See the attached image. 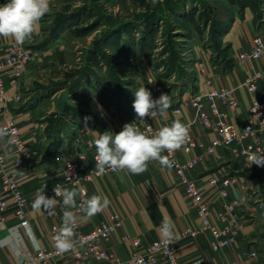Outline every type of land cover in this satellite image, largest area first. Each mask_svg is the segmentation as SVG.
<instances>
[{"label": "crops", "instance_id": "obj_1", "mask_svg": "<svg viewBox=\"0 0 264 264\" xmlns=\"http://www.w3.org/2000/svg\"><path fill=\"white\" fill-rule=\"evenodd\" d=\"M7 0H0V5ZM250 16L244 12L243 20L248 23ZM233 25L238 24L237 19L233 20ZM230 27V31L232 30ZM43 31L42 20L39 21L38 29L34 33V39L40 36ZM257 33L251 26H248L246 32H241L232 36L228 56L229 64L223 66L219 61L214 62L211 53L207 47L194 49V74L195 78L187 89L201 91L220 85L229 87L238 86L237 97L239 100L240 111L229 114L228 121L237 128L243 126L246 121V108L254 100L264 99L263 81L259 84V90L256 93H249L246 89L240 87V83L248 76L249 67L264 68V58L258 61H251L247 65H241L236 60V54L241 50L249 49L252 36ZM10 39L0 37V60L3 57V48ZM138 62L139 75L137 82L133 86L124 88V94L117 97L114 101H96L95 115L86 111L84 115L73 118L72 116L64 117L68 121L67 126L63 124L62 131L55 138H47L44 132L45 121H42L41 112L44 105L52 101L53 98H45L43 95L22 96L20 101L11 102L5 106L0 105V122L5 117L13 116L16 120L20 136L23 141L27 142L34 154L22 166L18 167L16 173L19 178V185L22 192L27 197V217L29 228L34 241L29 239L27 231L23 228L15 227L17 222L12 209H7L0 215V264H15L17 261L28 257L35 246L51 247L54 246L49 229L52 224H60L65 211L72 213V207H66L63 204V197L58 196L55 199L62 204L63 210L58 213L57 217H48L45 211H39L32 207L37 194L44 190L46 196L52 195L51 189L58 183L62 188L77 190L79 196V185L70 184L64 181L61 175L63 160L61 156L75 159V153L83 151L86 158V165H95L92 157L95 147H89V143L94 140L96 131L103 133L110 130L113 134L118 133L121 127L132 119L136 114L132 108L134 92L145 86L151 89L148 82L152 74V65L147 58L139 56ZM29 69V68H28ZM25 71V73L28 71ZM25 75V74H24ZM24 77V76H23ZM22 80V79H21ZM6 85L7 81H6ZM132 88V89H131ZM186 88V87H185ZM7 92L12 93L8 86ZM186 90L170 91L166 93L170 96L171 104L164 114H159L154 120L158 126H168L173 121L179 120L181 123H189L193 117V109L185 107L180 114H173L172 108L177 105L181 97L185 95ZM91 96H95L88 90ZM85 117H90L87 122ZM87 123V128L85 127ZM189 134L197 143H208L215 134L199 124L193 122L188 124ZM3 144V150L6 149L4 139H0ZM51 147L49 155L43 158V154ZM198 155L199 162L190 169L189 176L195 179V183L200 188L208 189L207 174L213 172L221 165H227L230 173H239L245 177L247 184L252 188L256 186L258 174L254 169L246 168L237 171V166L231 158L228 149L219 148L213 154H207L203 148L195 147L185 156ZM184 156V155H183ZM57 157L59 159L57 160ZM236 161V160H235ZM238 162V161H237ZM241 168H245L239 163ZM251 171V172H249ZM46 186V187H45ZM85 189L89 198L93 195L107 197L110 204L102 212L89 217L83 210L81 214H76L78 224L84 229H90L92 226L106 221L110 214L117 213L121 218V226L116 229L112 236L105 242V246L119 258L126 257V247L120 242V236L128 234L130 237H138L143 243L151 242L155 239L164 237L178 238L181 231L189 225L199 223L195 210L186 200L184 190L178 182V177L168 167L161 166L158 162L152 161L148 164L146 172L140 175H133L126 170L105 173L100 177H92L85 183ZM248 190V191H250ZM243 189L240 187L230 188V197H236L241 194ZM218 204L211 209L210 220L216 227H220L216 219ZM86 206V205H85ZM84 206V207H85ZM254 206L250 202L238 208V213L246 215L244 211L251 214ZM43 210V209H42ZM241 222L238 230V240L233 246L222 247L214 251L209 247L205 237L198 236L197 239L179 238L175 242V254L181 264H221L224 261L244 258V251L253 250L252 242L249 240L255 223L250 221L248 216ZM169 225L171 235L165 234V226ZM70 254L62 258V262L71 259ZM257 258V257H256ZM254 258V260L256 259ZM251 260L249 264H252ZM153 264H164L162 259H157Z\"/></svg>", "mask_w": 264, "mask_h": 264}, {"label": "built area", "instance_id": "obj_2", "mask_svg": "<svg viewBox=\"0 0 264 264\" xmlns=\"http://www.w3.org/2000/svg\"><path fill=\"white\" fill-rule=\"evenodd\" d=\"M34 37L33 34L23 44H17L14 39H10L3 48V57L0 60V105L2 106L20 101L22 98L20 81L25 71L37 60L39 54L38 49L30 46ZM251 39L249 49L241 50L236 54V60L241 65H247L251 61L264 58V36L257 32ZM248 70V76L239 86L254 94L259 90L260 82L264 80V68L249 67ZM6 81L8 85H6ZM148 82L152 85L149 89L152 98H159L164 91H162L155 76L151 74ZM8 86L12 89V93L7 92ZM237 87L220 85L201 91L186 89L185 95L172 108L173 114H180L183 108L191 107L193 117L185 125L188 126V124L196 122L200 127L215 134L208 143H197L189 134V142L180 150L173 153H162L173 162V166L168 169L177 175L186 200L196 212L199 221L197 225H189L181 231L178 238L174 236L164 237L148 243H143L138 237L123 234L119 239L121 244L126 247V257L121 259L115 256L105 246V242L121 226L119 214H110L106 221L100 222L90 229H84L78 224L76 214L83 212L85 202L89 198L84 187L85 183L92 177H100L105 173L119 170L108 169L104 173L98 174L95 165H86L84 152L78 151L75 153V159L66 156L60 157L63 160L61 175H63L64 181L79 185L78 191L83 189V192L79 191L76 206L72 207L74 248L61 253L55 244L51 247L35 246L28 257L17 261L15 264H153L159 258L164 261V264H181L177 254H175V242L179 238L197 239L198 236L205 237L209 247L214 251L236 244L239 227L245 219L238 213V208L248 204V190L251 187L247 184L244 176L237 172L230 173L227 165H221L207 174L208 189L200 188L188 172L198 164L199 157L198 155L187 157L185 154L190 153L195 147L203 148L207 154H213L220 147L226 148L232 160L238 161L245 168L257 170L264 177V166H257L254 163L251 165L249 160L250 154H264V99L254 100L246 108L247 122L237 128L228 121L229 114L240 111ZM159 114L156 112L154 115L145 118V121L136 117L127 123L134 122L142 132L152 136L164 127L154 124V120ZM0 128L8 130V135L3 138L5 150H3V144L0 141V215L7 209H12L17 219L14 226L23 228L27 231L29 239L34 241L27 217V197L20 188L16 173L17 168L32 157L34 149L22 140L18 124L13 116L5 117L0 122ZM95 155L96 152L92 156L94 161ZM54 187L51 189V197H55ZM234 187L242 188L243 192L236 197H230V188ZM215 204H218L216 219L219 221L220 227H216L210 220L211 209ZM61 210H63L62 204L57 201L54 211L52 213L45 211V213L48 217L54 218ZM63 223L64 214L60 224L50 225L49 232L53 240ZM66 254H70L72 258L61 263ZM256 257L257 252L255 250H247L244 251V258L224 261L221 264H249Z\"/></svg>", "mask_w": 264, "mask_h": 264}, {"label": "rangeland", "instance_id": "obj_3", "mask_svg": "<svg viewBox=\"0 0 264 264\" xmlns=\"http://www.w3.org/2000/svg\"><path fill=\"white\" fill-rule=\"evenodd\" d=\"M49 4L50 11L41 19L43 31L30 45L39 51L37 60L20 81L22 96L53 98L41 112L47 138L57 118L67 126L64 117L69 112L57 115L59 95H68L74 83H79V92L71 105L90 111L88 104L110 103L119 87L137 82L139 56H144L162 91L177 92L195 78L194 49L207 47L212 58L227 66L232 36L246 32L248 26L264 36V0H49ZM244 12L250 16L248 23L242 21ZM232 17L237 19L235 26ZM234 163L237 171L246 169ZM257 174L256 186L248 191L254 208L244 216L255 223L249 237L257 252L252 264H264V177Z\"/></svg>", "mask_w": 264, "mask_h": 264}, {"label": "clouds", "instance_id": "obj_4", "mask_svg": "<svg viewBox=\"0 0 264 264\" xmlns=\"http://www.w3.org/2000/svg\"><path fill=\"white\" fill-rule=\"evenodd\" d=\"M49 11V0H7L6 3L0 5V37L14 39L17 44H23L37 31L39 21ZM170 104L169 95L162 93L159 98L153 99L151 92L143 86L134 92L132 108L137 119L145 121V118L156 112L164 114ZM89 119L90 117H85L86 122ZM85 127L87 128V123ZM7 135L8 130L0 128V139ZM189 140V128L179 120L160 128L152 136L146 135L134 122H131L125 123L122 130L115 134L110 130L103 133L96 131V136L89 143V147H95V168L98 174L110 169L126 170L130 174L140 175L147 171L148 164L152 161L171 168L173 162L162 153H173L180 150ZM249 160L251 165L254 163L257 166H264V154H250ZM53 191L55 197H63V204L66 207L76 206L77 190L62 188L57 184ZM79 191L83 192V189ZM55 197H47L43 190L37 194L32 207L39 211L52 213L57 205ZM85 203L83 210L91 217L107 208L110 200L106 196L93 195ZM72 224V213L65 211L63 226L54 237L56 248L61 253L74 248ZM165 229V234L170 236V226L166 225Z\"/></svg>", "mask_w": 264, "mask_h": 264}, {"label": "trees", "instance_id": "obj_5", "mask_svg": "<svg viewBox=\"0 0 264 264\" xmlns=\"http://www.w3.org/2000/svg\"><path fill=\"white\" fill-rule=\"evenodd\" d=\"M174 8H175V6L170 7V9H172V10H174ZM232 21H233V17H232L231 22ZM212 59H213L214 62L218 61V59H216V58H212ZM154 67H155V65H154ZM156 67H158V66H156ZM91 81H92V79H90V78L87 79V83L88 84H90ZM185 89H187V88H185ZM123 90H124L123 87H119V89L116 90V96L119 97V96L123 95L124 94ZM77 92H79V83H74V84L70 85V87L67 90L69 98H75L78 95ZM95 103L96 102H94L93 104L92 103L88 104V107L91 109L89 112L93 113L94 115H95V109H94L95 108ZM63 110L65 112H67V113L69 112L70 117L72 116L73 118H75L77 116H80L82 114H85V112L83 110H80L76 106L71 105V104L65 106ZM62 122H63V120H61L60 118H57L54 121V127L49 132L51 138H55V136L60 131H62V129H63V125H62L63 123ZM49 146L50 145H48V150L43 154V156H42L43 158H45V157H47V155H49L50 150H51V147H49Z\"/></svg>", "mask_w": 264, "mask_h": 264}, {"label": "water", "instance_id": "obj_6", "mask_svg": "<svg viewBox=\"0 0 264 264\" xmlns=\"http://www.w3.org/2000/svg\"><path fill=\"white\" fill-rule=\"evenodd\" d=\"M59 98H60V101H59V108H58V113H57V115L58 116H61L62 115V113L64 112V107H65V105H70L71 104V102H72V100H71V98H69V96L67 95V94H65V93H61L60 95H59Z\"/></svg>", "mask_w": 264, "mask_h": 264}]
</instances>
